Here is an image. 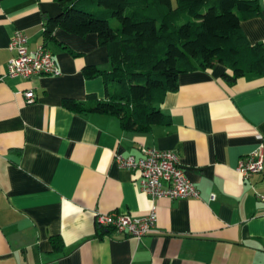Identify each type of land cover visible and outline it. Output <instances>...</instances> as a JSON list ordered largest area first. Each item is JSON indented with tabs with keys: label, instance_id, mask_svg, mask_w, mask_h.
<instances>
[{
	"label": "crops",
	"instance_id": "obj_1",
	"mask_svg": "<svg viewBox=\"0 0 264 264\" xmlns=\"http://www.w3.org/2000/svg\"><path fill=\"white\" fill-rule=\"evenodd\" d=\"M245 1L258 14L243 31L264 43V0ZM61 12L57 0H0V264H264V172L244 181L236 170L264 145V77L231 85L221 64L182 74L160 105L170 124L125 131L116 117L64 106L105 100L104 78L84 69L112 67L97 34L57 28L46 43L45 19ZM17 32L30 51L52 52L59 76L6 77ZM145 148L176 153L201 198L143 193L115 157ZM153 207L156 231L141 242L97 225L98 213L145 217Z\"/></svg>",
	"mask_w": 264,
	"mask_h": 264
},
{
	"label": "trees",
	"instance_id": "obj_2",
	"mask_svg": "<svg viewBox=\"0 0 264 264\" xmlns=\"http://www.w3.org/2000/svg\"><path fill=\"white\" fill-rule=\"evenodd\" d=\"M62 12L45 19L46 43L54 31L97 34L107 48L111 71L86 67L89 79L103 77L105 100L91 105L65 100L77 113L116 117L125 131L149 133L170 124L160 108L179 77L221 64L228 84L264 77V43L252 44L242 28L258 14L245 0H57ZM93 98V97H91ZM94 100V99H92Z\"/></svg>",
	"mask_w": 264,
	"mask_h": 264
},
{
	"label": "built area",
	"instance_id": "obj_3",
	"mask_svg": "<svg viewBox=\"0 0 264 264\" xmlns=\"http://www.w3.org/2000/svg\"><path fill=\"white\" fill-rule=\"evenodd\" d=\"M10 50L13 58L8 64L6 77L29 80L36 76L60 75L52 52L44 45L30 51L28 38L22 32H17L12 37ZM24 97L27 103L35 101V94L31 90L25 92ZM115 159L121 169L138 173L140 190L153 200L201 198L199 190L188 179L179 156L174 152L145 148L140 158L117 155ZM236 170L244 181L264 172V145L240 160ZM214 199V196L211 197V200ZM96 221L101 229L123 233L141 242L145 237L155 233L157 212L153 207L145 217H131L117 212L98 213Z\"/></svg>",
	"mask_w": 264,
	"mask_h": 264
}]
</instances>
